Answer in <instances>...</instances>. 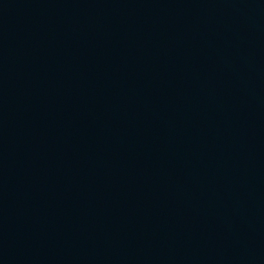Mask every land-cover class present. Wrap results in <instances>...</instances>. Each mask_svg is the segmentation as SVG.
<instances>
[{"label": "water", "instance_id": "95a60500", "mask_svg": "<svg viewBox=\"0 0 264 264\" xmlns=\"http://www.w3.org/2000/svg\"><path fill=\"white\" fill-rule=\"evenodd\" d=\"M0 264H264V0H0Z\"/></svg>", "mask_w": 264, "mask_h": 264}]
</instances>
